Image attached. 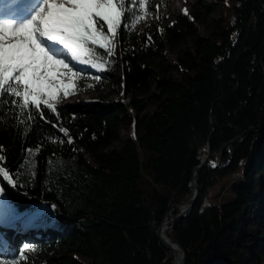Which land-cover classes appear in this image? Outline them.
Here are the masks:
<instances>
[{
  "label": "trees",
  "instance_id": "trees-1",
  "mask_svg": "<svg viewBox=\"0 0 264 264\" xmlns=\"http://www.w3.org/2000/svg\"><path fill=\"white\" fill-rule=\"evenodd\" d=\"M170 4L130 7L142 17ZM190 11L145 32L122 18L128 103L56 106L59 119L45 111L23 125L0 106V168L9 172L0 199L15 212L0 219V264H175L179 255L160 239L164 223L185 264H264V0H198ZM166 46L180 49L172 62ZM105 59L102 79L85 71L63 101L76 88L111 89L117 60ZM208 145L210 161L195 176ZM194 176L198 199L176 221ZM230 176L233 201L204 207ZM43 210L53 218H40Z\"/></svg>",
  "mask_w": 264,
  "mask_h": 264
},
{
  "label": "snow or ice",
  "instance_id": "snow-or-ice-1",
  "mask_svg": "<svg viewBox=\"0 0 264 264\" xmlns=\"http://www.w3.org/2000/svg\"><path fill=\"white\" fill-rule=\"evenodd\" d=\"M145 2L39 0L31 7L19 6L28 12L24 18L0 19V106L13 111L21 125L44 120L45 111L59 119L56 104L70 95L80 78L82 68L77 65L103 73L105 57L114 55L122 18L124 27L130 28L140 18L130 6ZM19 4L16 0L10 6L19 8ZM60 131L67 136L66 129ZM67 142L73 143L71 138ZM0 177L8 179L9 172L0 168Z\"/></svg>",
  "mask_w": 264,
  "mask_h": 264
},
{
  "label": "rangeland",
  "instance_id": "rangeland-1",
  "mask_svg": "<svg viewBox=\"0 0 264 264\" xmlns=\"http://www.w3.org/2000/svg\"><path fill=\"white\" fill-rule=\"evenodd\" d=\"M4 1H6V0H2L3 3H5ZM170 1H171V4L168 8H163V7L158 8L157 7V11L155 13L142 16L139 19L132 22V26L130 27L132 29V31L133 32H145L146 30H148L149 28H152L154 26H158L159 28H163V27L171 24L173 21H175L177 16H181V15H185V16L190 18V13H191L190 5L194 4L198 0H170ZM205 1L207 3L212 2V0H205ZM15 2H16V0H10L9 4L15 3ZM38 3H39V1H37V0H35L32 3H29V0L26 1V5H28L29 7H31L33 5H37ZM21 5H25V0H20V4L17 5V7H19ZM24 10H25V8H23V7H19V8L13 7V12L15 11L14 14L17 16H20V15L26 16ZM185 12H186V14H185ZM221 13H222V10L220 8L219 12L215 15V18L219 17L221 15ZM27 15H28V13H27ZM196 29L201 36L207 35V31L203 25L197 24ZM115 43H116V47L114 49V55L112 57L115 60H117V64L114 67V71H112L110 73L111 77H115V81L113 82V86L111 87V89H107L106 91L86 92V91H83L82 89L76 88V89H74V93L76 95L71 96L69 99H67V101H63V99H61L60 102L56 104V106H63V105H67V104L68 105L85 104V103H89L91 101H103L104 103H115V102L128 103L129 102V100L125 99L126 96L124 93V85L121 83L123 81V76H124V73L126 70V66L124 64L123 57L121 54L122 43L120 42L118 34L115 37ZM178 51H177V53L172 52L170 50V48H168V46H166V50L164 52L167 55L169 62H172L176 58ZM77 67L82 68L81 74H83V79H86V77H87L85 75L86 74L85 71H89L90 72L89 78H94V79H95L96 75L102 76V74H104V72H106L105 71L106 66H105V70L103 71V73H100L96 69H92L88 66L77 65ZM76 81H78V80H76ZM76 81H75V87H76V83H77ZM72 89H70V90H72ZM61 96H62V93H61ZM130 114L133 115V112L131 111ZM134 133H135V127L134 126H131L129 129H122L121 138L122 139L128 138L129 136L134 135ZM119 146H120V144L118 142L114 145V147H119ZM209 161H210V154L209 155L207 154V161L205 162V165H207V163ZM234 181H235L234 177L230 176V177L225 178L222 182H220L219 185L216 188H214L212 190V192L210 193L207 201L204 203V207H206L207 205H210V204L217 205V204H221L223 202L229 203V202L233 201V197H229V189L234 184ZM14 214H15V212H14L13 208L7 202L0 199V219L1 220L10 219ZM37 215L43 219H52L53 218V216H51L50 213L47 212L46 210H43V211L37 213ZM36 221L38 222V220H36ZM169 225H168V227H169ZM3 247H4V244L0 240V249H2ZM27 252L29 253L30 256L33 255L32 250L30 248L28 249ZM38 263H39V261H38Z\"/></svg>",
  "mask_w": 264,
  "mask_h": 264
},
{
  "label": "water",
  "instance_id": "water-1",
  "mask_svg": "<svg viewBox=\"0 0 264 264\" xmlns=\"http://www.w3.org/2000/svg\"><path fill=\"white\" fill-rule=\"evenodd\" d=\"M207 148H208V155H209L210 154V145H208ZM206 161H207V159L204 162L203 161L201 162V165L198 167V169L195 173V176L202 171V169L205 166ZM195 176H194L193 182H192V186L195 189L194 196L182 206L180 214L175 219L176 221L187 216L190 213L191 209L193 208L194 204L196 203V201L198 199L200 187L196 182ZM194 182H196V185H193ZM164 224L169 225V223H164ZM162 228H163V226H162ZM162 228L160 230V239H161L163 245L166 248L172 250L176 255H177V253L181 254V261L178 262V260H176L175 264H185V257H186L185 252L176 243H174L172 240H170V239L167 240V239L162 238V235H161ZM168 229H169V227H168ZM177 259H178V257H177Z\"/></svg>",
  "mask_w": 264,
  "mask_h": 264
},
{
  "label": "bare ground",
  "instance_id": "bare-ground-1",
  "mask_svg": "<svg viewBox=\"0 0 264 264\" xmlns=\"http://www.w3.org/2000/svg\"><path fill=\"white\" fill-rule=\"evenodd\" d=\"M9 1H10V0H6V1H4L5 3H3L2 0H0V15L3 16V17H6V18H10V17L17 16V15L14 14L15 11L13 12V7L10 6V5L13 4V3H10V4H9ZM26 1H27V0H25V5H26ZM34 1H35V0H29V3H32V2H34ZM37 1H39V0H37ZM7 2H8V3H7ZM8 4H9V5H8ZM30 5H31V4H30ZM24 11H25V14L28 13L26 9H25ZM8 12H9V13H8ZM12 12H13V13H12ZM205 153H208V148H207V150L205 151ZM206 159H207V156H206V155H205V156H202V157H201V162H202V161L204 162V160H206ZM193 185H196V182H194ZM167 232H168V225H167V224H164V225H163V228H162V231H161V235H162V238L169 240V238H167ZM178 255H179V260H178V262H180V261H181V254H180V253H177V257H178Z\"/></svg>",
  "mask_w": 264,
  "mask_h": 264
},
{
  "label": "crops",
  "instance_id": "crops-1",
  "mask_svg": "<svg viewBox=\"0 0 264 264\" xmlns=\"http://www.w3.org/2000/svg\"><path fill=\"white\" fill-rule=\"evenodd\" d=\"M6 235L7 238L11 239L13 238V236L11 234H8V233H4Z\"/></svg>",
  "mask_w": 264,
  "mask_h": 264
}]
</instances>
